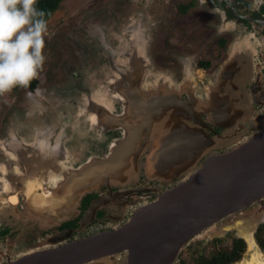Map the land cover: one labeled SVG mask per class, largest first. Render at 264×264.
Listing matches in <instances>:
<instances>
[{
    "label": "flooded vegetation",
    "instance_id": "obj_1",
    "mask_svg": "<svg viewBox=\"0 0 264 264\" xmlns=\"http://www.w3.org/2000/svg\"><path fill=\"white\" fill-rule=\"evenodd\" d=\"M133 1L138 4L134 6L135 12L141 15L120 25L124 45L116 48L112 42L113 46H99L89 30L96 42L89 51L94 65L88 70L99 65L101 47L113 54L120 53L114 60L116 70L110 66L117 78L110 81L108 92L96 88L89 95L87 88L85 108L77 104V109H83L87 115L78 114L86 115L103 139L95 150L99 153L105 150L106 156L83 161L78 152L74 153L78 140L75 136L74 142H70L71 129L64 123L73 105L69 108L61 103L62 114H56L55 110L46 120L40 118L25 124L31 134L14 142L20 144L19 149L15 151L16 157L9 158L23 169L17 185H9L0 196L1 212H6L4 222L0 223V264H16L32 254L115 232L142 207L187 182L210 158L216 159L264 133V0H176L179 16L192 15L176 31L169 25L162 26L160 21L159 12L169 0ZM96 20L102 24L100 19ZM211 23L216 26L214 29ZM239 31L247 35L236 37ZM181 33L187 34L183 37ZM54 35L67 40L71 37L64 31ZM170 37H175L173 47L179 48L180 53L178 44L189 39L190 44L184 50L190 52L192 60L163 59L153 65L148 55L151 53L154 62L158 61L156 56L167 49L164 42L162 47L159 45V40L167 41ZM200 38L205 39L199 42ZM207 49L213 50L212 55L195 61L196 53ZM220 56L222 62L217 63ZM76 58L68 70L80 63ZM78 73L74 71L73 77H79ZM52 74L53 79L46 80L48 84L51 82L50 90L60 83ZM37 79L38 85L29 90L30 94L39 92L40 77ZM82 123L90 128L86 121ZM81 168L93 170L97 183L107 182L89 188L85 195L82 189L72 202L69 191L76 195L82 186L72 188L70 180ZM33 185L39 187L32 190L36 195L33 202L40 201L39 206L25 195V187ZM43 185H47L52 195L44 194ZM14 196H17L15 203L9 200ZM251 212L234 215L219 232L234 236L231 246L235 240H241L246 250L245 239L251 237L255 227L254 237L259 243L264 208ZM204 234L205 240L194 238L197 244L206 242L207 236L216 237L210 231ZM217 237L213 242L221 241Z\"/></svg>",
    "mask_w": 264,
    "mask_h": 264
},
{
    "label": "rangeland",
    "instance_id": "obj_2",
    "mask_svg": "<svg viewBox=\"0 0 264 264\" xmlns=\"http://www.w3.org/2000/svg\"><path fill=\"white\" fill-rule=\"evenodd\" d=\"M177 1L169 0L164 10L159 12L160 21L162 22L161 25L165 26L166 28L169 25L170 28L174 31L178 30L177 28L180 27L184 20H189L192 16H179L176 6L174 5L175 3H177ZM136 3L137 1L133 0L132 4L131 0H66L47 21L48 35L45 36L44 48V55L46 57V60L42 70L38 75L40 77V85L38 87L39 92L36 94H34V92H31L30 94V91L26 88L16 87L10 93H6L3 96H0V196L4 190L10 188L9 185H17L19 178L18 174L23 169L18 162H13L9 158L14 157L15 151L19 149L20 144H15L14 142L16 140H20L21 137H27L26 135L31 134L30 131L26 129L25 124L30 121L34 122L40 118H44L46 120V118L50 116L49 114L54 112L55 110L57 111L56 114H62L63 110L62 108H59L61 103L67 104L66 106L68 107L70 105H73V108H71L72 110H69L71 113H67L68 118L64 123L74 132L71 134V130L68 131V138L70 142L73 143L75 136L77 137L78 148H74V153L78 152L80 154L79 157H81L83 161H85V159L87 158H90L92 161L101 160L106 156L104 155L105 150L100 153L95 150L96 144L103 139L98 135V133L95 132L93 127H91L90 123L87 120V113L83 109H77V104H79L82 108H85V105L88 103L87 88H89L90 91L89 95H91L93 90H95L96 88L108 92L107 89L109 87L110 81H113L117 78L110 70V66L113 68V70H116L118 66L114 64V60L120 55V53L118 52L113 54L110 53L107 49L101 47L99 55L101 61L99 62V65L88 70L89 66L94 65L93 63H91L93 62V59L90 58L91 55L89 54V51H91L95 41L91 38L89 30L91 32V35H93V38L98 40L99 46L103 44L106 46H110L113 42L114 47L119 48L120 46L124 45V43H122L124 35L120 30V25L122 23L126 24L127 22L132 20V18L141 15L140 12L136 11V13L134 10V6L138 5ZM113 5H115L114 8H112ZM97 18L102 22L101 25L96 22ZM133 21L140 20L138 19ZM88 25L91 26L88 27ZM211 25L212 27L215 26L213 25V23H211ZM195 27L198 28L199 25L195 24ZM172 30L171 32H173ZM62 31H64L65 35L68 33V35L71 36L70 40L69 37H67V40L66 38H64V36L60 38L55 37L56 35L54 34ZM99 31H101V33L103 34H99ZM239 32H237L236 37L241 38L242 35H247V33H244L243 31H241L240 33ZM181 34L183 37H185L187 33ZM197 34L200 33L198 32ZM203 39L205 38H200L198 40L200 42ZM81 40L85 41L81 42ZM174 40L175 37H170L167 41L165 39L159 40V45L161 46L162 42H164L167 49L162 52L163 54L161 53L162 55L159 54L160 56H156L157 58H159L158 61L155 60L156 62H154L155 58L153 59V55L151 53L148 55L150 60L152 58L153 65H158L157 63H160L163 59L164 61H175L179 60V57H181V59L185 57L183 59L184 62L192 60L189 57L190 52L184 50V46L186 47L190 44L187 42L189 41V39H187L185 43L180 42L178 44L181 45V53L179 52V48H176V46L173 47ZM216 40L217 35L214 36L213 42L211 43L213 44V48L216 46ZM69 41L72 42L71 46L69 44ZM212 49H207L203 53H196L197 55L195 61H197L198 58H209L213 53ZM119 51H123V49ZM122 53L126 56V58L128 57L127 54H125L124 52ZM75 56L78 57L76 58V60L79 59L80 63H78V65H75L74 69L69 68L68 70V67L71 66L70 62L73 58H75ZM166 56H169L170 58H167ZM68 59L69 61L67 62ZM222 59L223 58L220 56L216 60L218 61L217 63H221ZM83 62H88L89 64ZM81 64H83V66L86 68H81ZM74 71L76 73L79 72V77H73ZM53 72L55 73L56 81L60 83H58L59 86L56 83V87L50 90L51 85L49 84H51V82H49L48 84L46 80L53 79ZM82 86H84L83 89H80ZM80 102L82 103L80 104ZM82 112L86 114L83 117L78 114ZM53 116H55V114ZM84 121L89 124V129H87L88 126L85 123H82ZM48 128H50V126ZM54 130L55 127L53 128V131ZM43 131L45 132L47 130L43 129ZM70 134L74 137H71ZM90 142H95V144L90 145ZM106 182L107 181L102 180L97 184L104 186ZM96 189H98V186L96 187ZM87 190L88 189L84 190L83 195L88 193ZM260 207L261 205L250 206L242 213L252 211L251 213L253 214L255 213L256 209H260ZM128 210L129 208H127L125 212L128 213ZM1 211L2 206L0 204V223L4 222V217H6V212L3 211L2 213ZM127 213L124 214L126 215ZM229 219L213 225L212 227L203 231L197 237L202 238L203 240V237L206 234H204V232L210 231L211 234H216L215 236H218L217 238L221 241L213 242V239L216 237L207 236L206 242L197 244V239H194L193 241H191L190 245H188L182 251L179 260L192 262L195 261V258L199 254L212 255L213 253L224 250L225 248L231 246V238H233L234 236L232 234H226V236L225 233L224 236L222 235V233L219 234V232H221L222 228L225 227L224 225L229 221ZM253 261L257 262L258 260L256 257H254ZM242 263L244 262L238 264Z\"/></svg>",
    "mask_w": 264,
    "mask_h": 264
},
{
    "label": "water",
    "instance_id": "obj_3",
    "mask_svg": "<svg viewBox=\"0 0 264 264\" xmlns=\"http://www.w3.org/2000/svg\"><path fill=\"white\" fill-rule=\"evenodd\" d=\"M254 205L264 208V133L210 158L187 182L142 207L121 229L32 254L16 264H177L191 240ZM252 233L254 245L245 239L238 263L248 264L253 254L264 258L254 237L256 227Z\"/></svg>",
    "mask_w": 264,
    "mask_h": 264
},
{
    "label": "clouds",
    "instance_id": "obj_4",
    "mask_svg": "<svg viewBox=\"0 0 264 264\" xmlns=\"http://www.w3.org/2000/svg\"><path fill=\"white\" fill-rule=\"evenodd\" d=\"M37 0H0V96L27 87L37 78L46 57L45 12Z\"/></svg>",
    "mask_w": 264,
    "mask_h": 264
},
{
    "label": "trees",
    "instance_id": "obj_5",
    "mask_svg": "<svg viewBox=\"0 0 264 264\" xmlns=\"http://www.w3.org/2000/svg\"><path fill=\"white\" fill-rule=\"evenodd\" d=\"M66 0H37L36 7L39 10L45 12L44 19L46 22L51 18L52 14L58 10L61 4ZM38 85V79H33L26 88L32 91ZM261 236H258L259 243L264 247V225L261 226ZM245 244L241 240H235L232 246L220 250L212 255L199 254L195 261L187 262L186 260H180V264H236L238 263L245 252Z\"/></svg>",
    "mask_w": 264,
    "mask_h": 264
},
{
    "label": "bare ground",
    "instance_id": "obj_6",
    "mask_svg": "<svg viewBox=\"0 0 264 264\" xmlns=\"http://www.w3.org/2000/svg\"><path fill=\"white\" fill-rule=\"evenodd\" d=\"M154 100H157L156 98ZM93 170L91 169H83L81 168L80 169V172L77 173V174H74V178L73 180H70L71 184H72V188L73 187H77V186H82V188H79L76 195L73 193V191H69L68 195L70 196V200L72 202H75L76 200V197L78 198L79 195L81 194V191L82 189H89V188H92L94 186H96L97 182H96V179H97V176L95 173H92ZM89 180L93 181V182H89ZM34 186V187H33ZM32 187H25V195L28 196L29 199L32 200L33 202V199L34 197L36 196L32 190L33 189H38L39 187H37L36 185H33ZM29 188V189H28ZM41 188H43L44 190V194L45 195H52L51 192L49 191V188L47 187V185H43L41 186ZM9 200H11L13 203L17 202V196H14V197H11ZM40 201L36 200L33 202V204L35 206H39L40 205ZM47 207L49 209H52L53 206H48ZM247 241L251 244H253V240L252 238H248ZM254 245V244H253ZM256 257L257 258V262L253 261V258ZM92 264H97L96 262H92ZM248 264H264V258H261L260 254H253V257L251 259V261L248 263Z\"/></svg>",
    "mask_w": 264,
    "mask_h": 264
}]
</instances>
